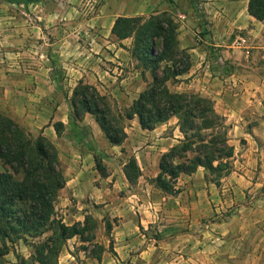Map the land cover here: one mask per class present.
Listing matches in <instances>:
<instances>
[{"label":"crops","instance_id":"0c3cea01","mask_svg":"<svg viewBox=\"0 0 264 264\" xmlns=\"http://www.w3.org/2000/svg\"><path fill=\"white\" fill-rule=\"evenodd\" d=\"M130 1V5H123L122 9L113 2L105 4L96 15L95 35L85 40L90 43L88 56L74 60L64 52L63 68L59 66L60 63L56 65L60 59L51 52L46 54L32 49L31 53L25 50L23 30L20 33L24 37L17 39L22 45L18 44L16 49L8 47L10 36L7 32L0 34V112L11 117L32 136H44L54 144L66 182L58 195L62 205L67 207L90 200L101 204L114 218H119L113 228V236L115 255L120 263L133 249H141L142 255L148 257L156 252L162 256L165 243L171 249L178 247L181 236L162 239L168 228L160 227L156 232H160L158 240L154 242L147 238L149 225L160 219L167 202L172 203L170 208L173 214L179 213V221H189L190 218V227H197L203 194L193 176L195 173L199 175V171L205 168L180 175L176 182L179 195H167L153 179L160 173L162 155L183 138L178 117L160 122L154 129H144L138 115L126 119L124 128L127 137L121 145L110 141L93 114L85 112L80 118L74 117L72 97L80 82L94 86L101 95L114 100L125 112L152 81L151 72L132 55L134 39H120L112 32L116 18L149 17L163 11L172 13L178 22L180 47L193 52L191 68L185 74L193 75L200 92L216 99V109L226 120L243 119L245 112L237 109L238 106L253 108L259 105L262 101L258 90H264L262 73L256 60L259 58H250V50H245L248 44L233 39L238 29L247 28L249 34H246L251 38L249 47L259 49L264 44V28L256 25L264 21L250 15V0H207L205 16L198 14L195 6L184 0L158 4V0H149L150 5L145 9L136 4L137 0ZM205 23L210 24L207 35L209 45L222 47V58L234 66V70L222 79L216 76L217 71L212 67L210 53L204 48L206 41L197 35L198 31H204ZM64 40L67 42L68 37L65 36ZM48 44L53 45L54 42ZM228 96L232 97L233 105L227 102ZM57 122L64 124L61 134L56 130ZM131 156L137 159L141 168V175L135 184L128 181L124 172V166ZM98 159L103 162L101 169ZM205 184L210 187L207 191L214 194L212 183ZM183 185L185 189L187 187L186 192L191 194L186 199L182 196L185 190L179 188ZM203 204H206L205 200ZM191 210L192 216L189 217ZM189 234L198 236V230ZM196 242L199 243V239ZM181 245L189 243L181 242ZM104 258L107 264H113L107 254Z\"/></svg>","mask_w":264,"mask_h":264},{"label":"rangeland","instance_id":"374dc122","mask_svg":"<svg viewBox=\"0 0 264 264\" xmlns=\"http://www.w3.org/2000/svg\"><path fill=\"white\" fill-rule=\"evenodd\" d=\"M165 1L176 3V0H158L156 4ZM184 1L194 5L198 14L203 16L207 14V0ZM109 2H113L119 9H122L123 5L127 7L132 1L0 0V34L7 32L10 36L8 47L15 49L18 44L22 45L17 39L20 40L25 36L23 44L25 50L31 53L32 49L46 54L51 52L54 56L57 55V59H60L56 65L60 63L59 66L63 68L64 52L72 56L74 60H78L84 55L85 58L88 56L90 43L85 40L95 35L96 15ZM136 4L143 9L150 5L149 0H137ZM142 17L148 18L147 15ZM206 22L208 21L206 20ZM256 25L264 28V22L256 23ZM209 26L210 24L207 23L204 31H198L197 35L202 41H206L204 48L210 53L212 67L217 71L216 76L222 79L224 75H228L234 70V66L224 57L222 58L223 53L220 51L222 47L209 45L210 38L207 36ZM21 30L24 31V36L23 33H20ZM238 31L233 34V39L245 38L244 42L248 46L244 48L250 50L248 53L250 58H259L256 60L263 77L261 81L264 83V44L259 49H254L253 46L249 47L251 38H249L248 29H238ZM65 36L68 37L67 42L64 40ZM49 42H54V44L49 45ZM160 48L161 43L158 40L157 50ZM188 53L191 55L193 52L188 50ZM167 64L168 61L161 63L159 74H163V69ZM168 86L174 92L200 93L213 99L199 91L197 83L193 80V75L185 74L171 79ZM258 93L262 101L259 105L253 108L247 105L238 106L237 109L245 112L243 119L241 118L240 121L226 120L229 126L230 144L235 147L231 173L224 176L219 183L206 181V169H201L199 175L195 173L193 176L196 183L199 184L197 188L203 194L200 207L201 217L198 219L197 227H190V218L189 221L187 219L184 222L179 221V213L173 214L170 208L172 203L168 202L166 208L162 210L160 219L148 227L147 238H151L150 242L158 240L160 232L158 234L156 232L161 227L169 229L168 232L164 231L162 239L181 236L178 240L184 244L189 243V245H181L180 242L178 247L171 249L165 243L162 256L156 252L152 256L144 257L141 249H133L120 263L112 252V249L115 251L113 228L118 224L119 218H114L109 211L102 208L101 204L92 203L90 200L83 204L72 203L65 207L57 198L55 216L62 219L67 225L71 226L79 221L84 222L89 215L96 222L94 228L86 230L84 234L86 239H82L80 235H74L65 242L59 253L57 264H107L106 258H104L105 254L110 257L113 264H264V90H258ZM108 102L117 115L118 109H116L115 101L108 98ZM227 102H230L231 105L234 104L230 96H228ZM245 103L247 104V101ZM217 108L219 109L218 106ZM253 127L256 129L253 130ZM19 177L21 178V175ZM167 178L170 177L167 175ZM205 182L212 183V186L215 187L213 188L214 194L207 191L210 187H207ZM179 188L185 190L182 194L185 199L187 195L191 196L190 192H186L187 187L185 189L183 185ZM206 192H208L209 199ZM204 200L205 205L203 204ZM191 213L192 210L189 217L192 216ZM108 223L111 224L110 227H108ZM195 229L198 230V236L189 234ZM196 239H199L200 242H196ZM35 240H39V238ZM145 245L146 242L143 247ZM32 252V246L23 241L11 244V250L6 256L7 264H21L20 260L16 258L17 253L24 256L27 261H31Z\"/></svg>","mask_w":264,"mask_h":264},{"label":"trees","instance_id":"16d2710c","mask_svg":"<svg viewBox=\"0 0 264 264\" xmlns=\"http://www.w3.org/2000/svg\"><path fill=\"white\" fill-rule=\"evenodd\" d=\"M248 11L264 21V0H250ZM112 32L120 39H134L132 55L151 72L152 81L125 112L116 104L117 115L107 96L80 82L72 97L74 117L80 118L85 112L93 114L110 141L121 145L127 137L126 119L138 115L144 129H154L176 116L183 138L162 155L154 183L163 192L175 194L178 177L192 174L199 167L206 169V180L219 183L233 169L235 147L230 144L226 118L217 111L213 99L200 93L174 92L168 86L170 79L191 68V55L179 45L178 23L173 14L163 11L148 18L118 16ZM163 61L168 64L161 75ZM55 127L61 134L64 124L57 122ZM97 161L103 168L102 160ZM124 172L131 184L138 181L141 168L134 156L125 164ZM65 183L54 144L44 136H32L0 112V264H7L11 244L19 241L33 248L31 261L16 254L21 264H57L69 238L80 235L86 239V230L96 226L92 216L71 226L55 216L56 201ZM112 252L116 254L113 249Z\"/></svg>","mask_w":264,"mask_h":264},{"label":"built area","instance_id":"2783aa9c","mask_svg":"<svg viewBox=\"0 0 264 264\" xmlns=\"http://www.w3.org/2000/svg\"><path fill=\"white\" fill-rule=\"evenodd\" d=\"M239 40H240V41H244V40H245V38H244V37H241Z\"/></svg>","mask_w":264,"mask_h":264}]
</instances>
